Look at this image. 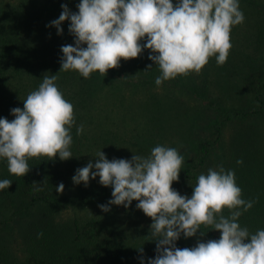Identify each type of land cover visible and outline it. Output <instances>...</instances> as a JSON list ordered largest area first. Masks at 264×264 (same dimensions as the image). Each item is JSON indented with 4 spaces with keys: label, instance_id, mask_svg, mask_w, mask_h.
Listing matches in <instances>:
<instances>
[{
    "label": "trees",
    "instance_id": "16d2710c",
    "mask_svg": "<svg viewBox=\"0 0 264 264\" xmlns=\"http://www.w3.org/2000/svg\"><path fill=\"white\" fill-rule=\"evenodd\" d=\"M177 2L172 0L173 4ZM62 4L68 7L67 0H14V6L7 9L0 5V118L14 119L11 109H23V101L29 93L38 89L43 77L56 75L58 89L74 108L75 124L70 130L73 138L70 148L75 161H64L73 176L78 168L96 158V154L104 149L100 148L103 145L128 142L125 141V133L121 132L123 130L110 129L106 121L108 118L103 116V111L111 109L116 100L120 105L125 103V112H131L128 115L135 119L137 128L150 131L153 135H162L168 129L171 131L170 126L178 117L177 112L180 115L184 113L186 131H189L190 124L195 122L192 117L195 119L197 113H202L195 110L196 106L191 112L189 109L196 102L205 101L201 94L206 87L204 85L202 89L200 85H190L184 76L179 77L180 81L174 83L176 88L171 89L176 92L175 96H170L164 88L155 89L153 80L160 71L148 59L150 50L145 49L138 58L121 60L120 66L109 69L104 77L94 72L85 79L76 71H60V49L65 45L74 46V37L68 31L70 22L67 20L61 24L63 31L59 35L55 27L48 25L59 18ZM239 6L245 19L242 24L232 27L229 52V59L234 61L229 69L237 72V78L232 82L226 72L218 76L219 79L222 77L219 82L216 75L210 72L211 78L206 85L213 84L219 91L213 110L217 117L208 136L197 143L183 166L181 177L188 184L183 195L190 198L198 176L207 174L209 168L222 166L226 171L233 170L236 184L242 190V199L255 200L253 207L239 217L238 223L254 234L264 229V5L261 0H239ZM144 43L146 38L141 41L142 45ZM150 64L152 68L144 71ZM120 70L126 75L117 76ZM130 71L132 79L127 80ZM128 84H131L129 94H141L138 100H132L130 95L122 97V87ZM10 85L11 90L8 91L7 86ZM182 86L186 89L184 92ZM159 91L172 100H161ZM181 92L182 95H179ZM192 97L195 100L189 103ZM228 98V106L223 108L221 104ZM138 101L140 108L134 114V104ZM225 120L232 121L233 127L227 136L222 133ZM81 124L84 131L78 136L76 128ZM113 124L116 125V121ZM94 137L99 141L96 139V150L89 153ZM141 140L136 137L134 141L138 149L143 145L137 142ZM237 160L243 163L238 165ZM0 161L2 166L7 163L5 158H0ZM29 164L30 171L23 177L11 175L8 170L0 171V181L12 180L11 186L16 194L25 199L24 209L37 204L53 213L68 204H81L92 194L104 196L109 191V187H104L88 189L75 198L70 193H60L59 196L56 192L59 165L46 157L31 158ZM8 202L10 205L13 203L12 200ZM223 214L227 217L230 212L225 209ZM34 228L33 240L19 260L4 254L0 257L1 264H141V259L143 264H147L148 259L156 256L155 241L149 239L146 242L139 239L137 232H130L118 222L111 227L92 216L81 218L74 214L58 222L46 216L45 221ZM219 238L220 235L216 236L211 226L202 225L193 241L192 237L185 238L181 234L175 243L178 248H191L192 242ZM140 247L142 252L138 250Z\"/></svg>",
    "mask_w": 264,
    "mask_h": 264
},
{
    "label": "clouds",
    "instance_id": "9594fccd",
    "mask_svg": "<svg viewBox=\"0 0 264 264\" xmlns=\"http://www.w3.org/2000/svg\"><path fill=\"white\" fill-rule=\"evenodd\" d=\"M61 7L59 18L48 26L59 35L61 24L69 21L74 46L61 47L60 71H76L85 79L94 72L104 77L121 60L138 58L147 49L148 59L160 71L157 86L177 76L199 74L212 57L223 66L232 47V27L245 19L239 0H178L176 4L172 0H80L76 13L66 4ZM151 68L150 64L144 71ZM56 79V75L44 76L38 89L23 101V109H11L14 119L0 118V158L7 160L11 175H26L31 158H72L74 108ZM83 131V124L76 128L78 136ZM96 158L95 164L90 161L76 170L73 184L87 186L90 179L99 177L102 186H111L112 199L98 205L103 212L110 211L111 205L127 209L138 202L136 208L152 220L148 236L156 242V256L147 264H264V229L252 234L238 223L255 200L242 199L233 170L209 168L198 176L189 198L172 188L184 164L176 148L157 145L147 157L111 161L100 150ZM11 184L9 179L0 181V190ZM63 190V183L56 187L57 193ZM225 209L230 212L227 217ZM202 225L219 231L220 238L198 241L191 248L176 247L181 234L193 237Z\"/></svg>",
    "mask_w": 264,
    "mask_h": 264
},
{
    "label": "rangeland",
    "instance_id": "374dc122",
    "mask_svg": "<svg viewBox=\"0 0 264 264\" xmlns=\"http://www.w3.org/2000/svg\"><path fill=\"white\" fill-rule=\"evenodd\" d=\"M264 5V0H261ZM80 0H67L68 3V9L71 13L78 12L77 5L79 4ZM0 5L3 6V9H7L8 7L14 6V0H1ZM53 20V17H51L50 21ZM237 35V34H236ZM238 37V35H237ZM246 38V36H245ZM231 55V54H230ZM230 55H228L227 62L223 66H218L216 63L215 57H212L209 59L208 63L202 68L201 72L199 74L196 73H190L186 77L189 80L190 85H205L206 90L202 91L203 95L206 99L205 101L208 102L206 104L205 101L198 103L197 102L193 105L189 111L195 110L197 112L202 111L201 114L195 113V119L192 117L193 125L190 124L189 131H186L187 126V120L185 119L184 113L182 115L177 112V118L173 121L170 128L171 131L168 129L165 133L153 135L150 131H146L144 129H141L140 127L137 128L135 124V119L133 117L129 116V112L126 111V107H123L122 104L120 105L117 100L115 101L116 104H114L111 109L104 110L103 116H106L108 119L106 120L108 126L110 129H122L125 133L124 138L125 141H128L124 144H113L112 146H109L107 143L106 145H103L100 148H104L102 152L106 155V158L111 161L113 159H126L131 160L132 155H140L143 157H147L150 155L151 149L154 148L157 145H163L165 147L170 148H176L177 151L184 157V164L188 162L190 156L192 155L194 148L196 147L197 143L208 136V132L212 128V126L215 124V118L217 117V113L215 114L213 112L215 101L218 97L219 91L216 89L217 86L210 84L206 85L207 80L211 78L210 72H213L216 77L223 76L226 72L228 73V76H230V80L233 82L237 78V72L230 71L229 67H232L234 64V61L229 59ZM122 72V73H121ZM124 71H118L117 76L126 75L123 74ZM116 74V72H115ZM158 75H155L154 77V84L153 87L155 89L160 90L161 88L166 89L169 91L170 96H175L176 92L171 90L175 89L176 85L174 83L179 82V77L184 78V76H177L175 79L168 80L163 82L162 85L157 86L155 84V80ZM127 80L132 79L131 77V71L127 75ZM222 79V77L220 78ZM220 79L218 78L219 82ZM204 83H203V82ZM218 84V83H217ZM11 86H7V90H11ZM125 87L123 85L122 90L124 92V95L122 97L128 98L130 95L132 100H138L137 98L140 97L141 94H129V90L131 87V84L126 85ZM184 92L186 89L182 86ZM181 94L179 95H182ZM214 93V94H213ZM122 94V93H120ZM165 94H162L161 91H159V98L163 101H170L172 100L171 97ZM110 99V98H109ZM191 100L189 103L193 102L195 98H190ZM230 101V98L225 99V102H222L223 108H226L228 106V103ZM139 102H136L134 104L133 112L134 114L138 113ZM227 103V105H225ZM138 108V109H137ZM173 108V107H172ZM171 108V109H172ZM170 109V110H171ZM111 110V111H110ZM195 112V111H194ZM100 111H98V114ZM106 114V115H104ZM131 114V112H130ZM11 121L10 119H8ZM116 121V125L113 123ZM232 121L225 120V126L223 129V134L225 136L228 135V133L231 131L232 127ZM214 123V124H213ZM185 130V131H184ZM115 131V130H113ZM184 131V132H183ZM112 132V131H111ZM180 136V137H179ZM137 137V140L142 139V147L137 148V146L134 144L136 142L135 139ZM97 137H94L93 143L91 144V147H89V153L94 152L96 150V147L94 146V143L96 141ZM99 141V139H97ZM225 144L228 145V141L225 140ZM87 146V145H86ZM71 153L73 154V150H71ZM82 155V153L80 154ZM95 158L92 159L91 162L95 164L96 162ZM71 162L75 161V156L72 158H69ZM53 163L59 165V170L57 172V186L61 183L64 185V190L62 194H68L75 198L78 197L81 192H84L85 194L88 189L89 190H95L96 188H104L99 181H94V179H90L88 182V185L85 186L83 183L80 184H73L72 177L68 163L64 162L66 160H60L57 156L54 160H52ZM68 161V162H70ZM1 162V161H0ZM30 166V164H29ZM6 172L8 170V163L4 162V166L0 163V171ZM95 171V169H94ZM182 171V169H181ZM181 171L179 173V179L176 182H173L172 188L178 191L181 195L185 194L186 187L188 184L186 181L181 177ZM2 181V179H1ZM97 186V187H96ZM109 191L102 196H98L97 194H92L90 198H88L86 201L82 202L81 204H68L63 208H59V210L54 211L53 213H49L47 209H42L37 204H34L30 207H25V199L21 196L19 197L16 194L15 189L10 185L8 189L0 190V257L4 254H9L13 259L15 257V261H18L19 258L24 254L25 248L32 242L33 240V229L36 224H39L40 222L45 221V217L49 216L52 218L53 221L58 222L62 221L65 217H72L74 214L78 215L81 218L85 217H94L101 221L103 224H106L108 226L114 227L115 224L118 222L123 228L129 229L130 232H137L139 239L144 240L146 242L151 239L149 235V229L150 225L152 223L151 218L144 215V213L136 208L137 201H133L132 204L126 209L122 205L116 206L111 205L110 211L103 212L98 207V205L107 204L109 200L112 199V188L109 186ZM18 196V197H17ZM60 196V193H59ZM9 200H12L13 203L10 205L8 202ZM21 210H19V206ZM15 210V212H14ZM215 231V230H214ZM216 236L221 235L219 231H215ZM196 235L192 237V241L195 239ZM198 242V241H197ZM197 242H192V246L195 247ZM194 244V245H193ZM1 264V262H0Z\"/></svg>",
    "mask_w": 264,
    "mask_h": 264
}]
</instances>
